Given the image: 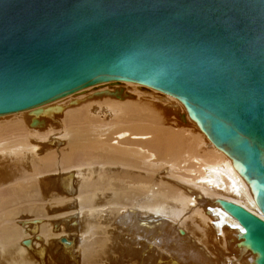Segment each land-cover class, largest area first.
<instances>
[{"label": "bare ground", "instance_id": "obj_1", "mask_svg": "<svg viewBox=\"0 0 264 264\" xmlns=\"http://www.w3.org/2000/svg\"><path fill=\"white\" fill-rule=\"evenodd\" d=\"M125 82L107 85L106 98L99 93L96 100L100 86L92 84L0 114V182H12L0 187V264L259 263L264 237L249 241V222L229 211L247 210L264 221L234 158L211 142L177 96ZM114 127L121 129L110 132ZM23 163L28 171L19 168ZM12 165L17 170L4 176ZM117 178H129V186L117 182L109 199L100 200L95 191ZM44 198L50 211H64L55 225L35 215L46 211ZM83 214L100 225L86 234L60 226ZM114 216L128 232L120 246L114 237L121 227L108 224Z\"/></svg>", "mask_w": 264, "mask_h": 264}, {"label": "water", "instance_id": "obj_2", "mask_svg": "<svg viewBox=\"0 0 264 264\" xmlns=\"http://www.w3.org/2000/svg\"><path fill=\"white\" fill-rule=\"evenodd\" d=\"M119 80L177 96L264 212V0H0V114Z\"/></svg>", "mask_w": 264, "mask_h": 264}, {"label": "rangeland", "instance_id": "obj_3", "mask_svg": "<svg viewBox=\"0 0 264 264\" xmlns=\"http://www.w3.org/2000/svg\"><path fill=\"white\" fill-rule=\"evenodd\" d=\"M123 81H124V80H121V81H111V82L109 81L110 84H109V82H108V83L106 82L107 84H106L105 82H104V84H99V83L97 84V83H95V84H97V85L94 84V86H96V87H97V86H100V87H98V90H97L94 94H93V93H92V94H93V96L95 95L94 97H95L96 100H98V97L101 98L102 95H104V94H105V98H106V94L109 93L108 90L110 91V89L112 88L111 86H112V85L116 86L118 83H122V84H124ZM128 82H130V81H126L125 83H128ZM113 83H114V84H113ZM141 84H142V83H141ZM107 85H109V86L111 85V86H110L111 88H110L109 86H107ZM125 85H129V83H128V84H125ZM143 85H145V84H143ZM94 86H93V87H94ZM114 86H113V87H114ZM106 87H108V88H106ZM99 88H100V89H99ZM92 90H93V88H92ZM99 93H100V96H101V97L98 96ZM115 93H116V92H114V94L111 93V95H112V94L115 95ZM96 95H97V97H96ZM122 96H123V95H121L120 97H122ZM112 97H113V96H111V98H110V95H108V98H110V99L108 100V102H109V101H110V102H113V101H114L115 97H113L114 99H113ZM92 99H93V98H92ZM92 99H91V100H92ZM99 100H100V99H99ZM104 100H106V99H104ZM92 101H93V100H92ZM101 101H103V100L101 99ZM104 102H105V101H104ZM106 102H107V101H106ZM114 102H115V101H114ZM22 110H23V109H22ZM19 111H20V110H19ZM14 112H16V111H14ZM10 113H12V112H10ZM2 114H4V113H2ZM179 118H180V120L183 121V122H185V120H186L185 116H183V115H179ZM121 127H122V128H125L124 126H121ZM121 127H114V128H112V129L110 130V132L116 131V130H118L119 128L121 129ZM208 138H209V137H208ZM209 139H210V138H209ZM13 166H14V167H13ZM15 166H16V167H15ZM22 166L24 167V168L22 169V171H28V169H27V164H24V163H23L22 165H19V168H21ZM0 167H1V166H0ZM11 168H12V169L15 168V169H13V170L16 171L17 168H18V166H17V165H12V167H6V169H8V170L6 171V174H5L4 176H6V177L8 176V175H7V172H9L10 174H13V173L15 172V171H13ZM6 169H5V170H6ZM0 170H1V169H0ZM3 170H4V169H3ZM3 170H2V171H3ZM5 170H4V171H5ZM11 170H12L13 173L10 172ZM4 171H3V172H4ZM3 172H1V173H3ZM117 179H118V178H117ZM117 179H114V180H117ZM127 179L129 180V178H127ZM121 180H122V179H121ZM128 180H126L125 178H123L122 181H124V182H123V186H124V187L129 186V184L127 183V182H129ZM122 181H120L119 179H118V181H111V183H113V184H111V186H110V185L107 186V187H108L107 190H109V191H107V190L105 191V189H104V190H96L95 192H97V193L99 192V194H101L100 196H98V195H96V196L99 197L100 200L107 201V200H106L107 197H108V196H109V197L111 196L110 191H111L112 186H114V187H117V186H118V187H119V185H117V182L122 183ZM125 181H127V182H126L127 185L124 184ZM9 183H12V182H0V187H1V186H5V185H7V184H9ZM114 183H115V185H114ZM120 183H118V184H120ZM129 183H130V182H129ZM121 185H122V184H120V187H123V186H121ZM110 187H111V188H110ZM105 192H107V193H105ZM105 195H106L107 197H106ZM109 197H108V199H109ZM46 198H47V197H46ZM105 198H106V199H105ZM47 199H48V198H47ZM121 200H122V198H120V200H119V204H116V205H114V206H117V205H118L119 208H120L121 206H123V205L125 204V202H123V201H124V198H123V201H121ZM36 201H38V202H36ZM39 201L41 202V197H40V200H35V201H34V202H35V203H34V204H35L34 206L37 205L36 203H38V205H39V203H40ZM45 201H46V203H45ZM25 203H26V202H25ZM44 203H45V205L47 206V207H44V208H46V211H47V209H48L49 206H48V204H47V200H45V198H44V200L42 201L41 204L44 205ZM41 204H40V205H41ZM20 205H23V204H20ZM24 205H25V204H24ZM44 210H45V209H41V211H40V212H36L35 215H36V216H40V217H41V216H43V217H45V216H49L48 218H50V219H49L50 222L53 223L54 225H55L56 222H57V221H56L57 219H56L55 217H57V216L59 215V213H60V215H61V213H62V211H63V210H52V211H50V210L48 209V212H49V211L51 212V213H50V212L48 213V212H46V211H44ZM2 212H4V210H3ZM57 212H58V213H57ZM63 212H64V211H63ZM53 214H55V215L53 216ZM85 215H86V214H83L82 216H79V217H78V215H76L75 217H73V216H70V217H69V216H68V218H69V219L67 218V219L69 220V221H68V224H69V223H70V224H69V225L65 224V226L67 225L66 227L63 226L64 224H63V225H60V226L63 227V228H65V229H67V228H68V229H72L71 232H74V231L76 232V231H77V232L80 233V234H82V233H83V234H86V233H88V231H90V230L93 229V226L98 225V224L100 223V222H99L100 219L97 218V219H99V220H96L95 217H93V216L91 217L89 214H87L86 216H85ZM53 217H54V218H53ZM48 218H47V219H48ZM72 218H75V220H74L75 222L73 221ZM85 218H86V219H85ZM42 219H43V218H42ZM44 219H46V218H44ZM47 219H46V220H47ZM51 219H54L53 222H52ZM70 219H71V221H72L73 223H71ZM101 220H102V219H101ZM55 221H56V222H55ZM96 222H97V223H96ZM103 222H104V221H101L102 225H103ZM115 222H116V220H115V216H114V218H111V220L109 221L108 224H112L113 228L115 227V225H116V227H118L119 225L117 226V224H116ZM53 224H52V225H53ZM71 224H74L75 226H73V225L71 226ZM94 224H95V225H94ZM113 224H114V225H113ZM99 225H100V224H99ZM104 225H105V224H104ZM58 226H59V224H58ZM60 226H59V227H60ZM112 226H111V227H112ZM120 227H121V228H120ZM120 227H118V229L120 228V229H122V230L119 229L120 231H119V230H118V232L116 231V235H117V236L114 237V239H117V244H119L118 246H120L121 243L126 242V241L128 240V238H129V237H128V232H127L126 227H125V230H126V231L124 230V232H123L124 225H120ZM73 230H74V231H73ZM80 231H81L82 233H81ZM84 232H85V233H84ZM118 234H119V235H118ZM121 235H123V236H121ZM124 236H125V237H124ZM127 237H128V238H127ZM126 239H127V240H126ZM130 239H131V238H130ZM125 240H126V241H125ZM161 241H162V239H161ZM162 242H164V239H163ZM72 251H75L74 248L72 249ZM247 252H248V253H247ZM247 252H246V255H248V254L250 255L249 251H247ZM246 255L244 254V256H246ZM114 256H117V252H114ZM251 256H252V255H251ZM53 259H54V257H50V261H51V263L54 262ZM8 260H9V261H12L13 259H8ZM8 260H6V261H8ZM47 261H49V260H47Z\"/></svg>", "mask_w": 264, "mask_h": 264}]
</instances>
